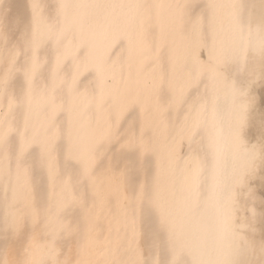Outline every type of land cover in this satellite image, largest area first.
<instances>
[{
  "label": "bare ground",
  "instance_id": "bare-ground-1",
  "mask_svg": "<svg viewBox=\"0 0 264 264\" xmlns=\"http://www.w3.org/2000/svg\"><path fill=\"white\" fill-rule=\"evenodd\" d=\"M0 264H264V0H0Z\"/></svg>",
  "mask_w": 264,
  "mask_h": 264
}]
</instances>
